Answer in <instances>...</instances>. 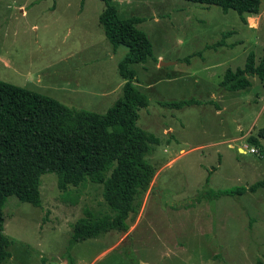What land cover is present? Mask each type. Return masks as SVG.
I'll return each instance as SVG.
<instances>
[{
  "label": "rangeland",
  "instance_id": "374dc122",
  "mask_svg": "<svg viewBox=\"0 0 264 264\" xmlns=\"http://www.w3.org/2000/svg\"><path fill=\"white\" fill-rule=\"evenodd\" d=\"M110 3L121 18L142 17L137 26L152 44V56L132 68L133 84L148 97L137 125L157 138L145 156L154 176L125 232L71 243L86 208L113 216L103 186L86 180L61 190L55 173H43L40 206L14 195L4 204L11 255L1 264H264V186L213 195L264 179L263 84L253 76L243 90L220 85L227 68L264 52V0L246 23L233 9L190 0ZM104 8L103 0H0V80L104 113L121 96L109 90L127 51H112L98 19ZM185 99L194 101L171 105Z\"/></svg>",
  "mask_w": 264,
  "mask_h": 264
},
{
  "label": "trees",
  "instance_id": "16d2710c",
  "mask_svg": "<svg viewBox=\"0 0 264 264\" xmlns=\"http://www.w3.org/2000/svg\"><path fill=\"white\" fill-rule=\"evenodd\" d=\"M103 1L105 8L98 19L105 36L113 50L127 46L117 64L118 75L125 81L121 96L104 113L70 107L52 96L0 80V264L11 255L10 241L3 232L4 204L14 195L40 206L43 173H55L61 190L86 180L103 186L102 195L113 216H95L86 208L85 215L72 226L71 243L96 237L108 229L125 232V219L135 210L134 202L146 192L154 176L145 156L157 138L137 125L139 110L148 105V97L133 84L132 68V64L144 63L152 56V44L137 26L142 17L121 18L111 0ZM190 1L215 4L223 11L233 9L243 23L262 8V0ZM253 76L264 87V52L257 59L250 51L243 66L227 68L220 85L230 91L243 90L251 85ZM193 101L179 100L171 105L179 108ZM247 141L262 151L256 136H248ZM263 186L264 179L213 195L253 192Z\"/></svg>",
  "mask_w": 264,
  "mask_h": 264
},
{
  "label": "crops",
  "instance_id": "0c3cea01",
  "mask_svg": "<svg viewBox=\"0 0 264 264\" xmlns=\"http://www.w3.org/2000/svg\"><path fill=\"white\" fill-rule=\"evenodd\" d=\"M112 51H113V49H112ZM124 80H122L121 78L118 80V82L113 86V87H111L110 88V92H115L116 90H117V92L121 89L122 90V86H123V84H124ZM243 134L241 133L240 135H238V136H230L229 138H227V139H225V140H230V141H233V140H236V139H238V138H243ZM242 148L239 146L238 147V150L240 151ZM242 151L244 152V150L242 149ZM133 226H131V228H132ZM122 237H124V235L122 236ZM121 237V238H122ZM93 261H94V259L92 260V261H90L89 262V264H93ZM78 263H80V264H84V263H82V262H79V261H77V264Z\"/></svg>",
  "mask_w": 264,
  "mask_h": 264
},
{
  "label": "built area",
  "instance_id": "2783aa9c",
  "mask_svg": "<svg viewBox=\"0 0 264 264\" xmlns=\"http://www.w3.org/2000/svg\"><path fill=\"white\" fill-rule=\"evenodd\" d=\"M244 151H245V150H244ZM249 152H250V153H254V154H259L258 149H256V148L253 147V146L249 148Z\"/></svg>",
  "mask_w": 264,
  "mask_h": 264
}]
</instances>
